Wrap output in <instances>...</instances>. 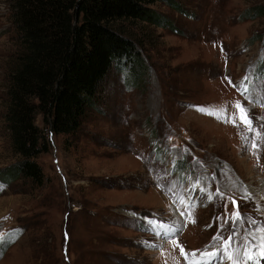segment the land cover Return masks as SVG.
<instances>
[{"label": "rangeland", "instance_id": "1", "mask_svg": "<svg viewBox=\"0 0 264 264\" xmlns=\"http://www.w3.org/2000/svg\"><path fill=\"white\" fill-rule=\"evenodd\" d=\"M260 4L157 2L171 24L133 26L150 36L142 78L112 68L74 133L46 128V150L36 157L41 185L0 174V264H188L181 248L199 260L229 236L232 250L249 241L257 248L264 238ZM10 15V0H0V170L18 157L3 117L17 48ZM237 102L253 131L239 120ZM225 113L235 124L218 118ZM36 122L44 127L40 115ZM237 210L243 222L233 224ZM210 264L232 261L222 254Z\"/></svg>", "mask_w": 264, "mask_h": 264}, {"label": "trees", "instance_id": "2", "mask_svg": "<svg viewBox=\"0 0 264 264\" xmlns=\"http://www.w3.org/2000/svg\"><path fill=\"white\" fill-rule=\"evenodd\" d=\"M159 1L174 2L10 0L17 48L7 69L3 117L18 157L0 170L3 179L41 185L44 172L36 157L46 150V128L74 133L112 68L142 78V48L150 36H138L133 26L170 25L154 6ZM259 10L264 14V4Z\"/></svg>", "mask_w": 264, "mask_h": 264}, {"label": "snow or ice", "instance_id": "3", "mask_svg": "<svg viewBox=\"0 0 264 264\" xmlns=\"http://www.w3.org/2000/svg\"><path fill=\"white\" fill-rule=\"evenodd\" d=\"M244 79H245V81L250 82L251 77L247 76ZM247 93H248V84L246 83L242 86V94H247ZM234 107L237 110V113L239 115V120L248 128L249 131H253L252 125H251V120L247 117V110L239 102H237L234 105ZM218 118H222L224 120V122H226V123L231 122V123L235 124V122H236V116L235 115L228 116L225 113L222 117L218 116ZM260 135H261L260 133H256L257 137H259ZM242 139L245 141H248L249 138L247 136H243ZM261 143H264V137L261 138ZM261 143H258L257 140L255 138H253L250 142L251 149L259 150V148L261 147ZM254 154H256L255 151H254ZM257 159H259V156H257ZM244 192H245L246 198L250 197V193H248L247 189H245ZM180 203H184L183 199L180 200ZM232 203L234 205H236L235 200H233ZM237 220H240L241 222H243L242 218L240 217L238 210L236 212H234L232 215L233 224H235V222ZM250 223H254V221H250ZM150 224L153 227L156 226L155 221H151ZM233 235H235V233H233ZM248 235H251V234L245 235V237H244L245 241H247ZM217 239H221V237H219V236L214 237V240H217ZM253 239H255V237H253ZM174 243H175V241H174ZM231 243H232V236H229L228 240L224 242L223 247L219 251L211 252V253H209L207 251L202 252L200 254L199 260L196 258L197 254L195 252H192L190 254L185 253L183 248H181V254L185 257V260L188 261V264H210V258L211 257H215L217 255H222V254H227V259L232 261V264H239V261H241V260H243L245 262H249V261L257 262L259 258H264V238L261 239V243L255 249H253L251 247L250 241L243 244V245H240L239 247H237L234 250L231 249ZM241 248L244 249L242 255L240 254ZM189 256H191V259H189Z\"/></svg>", "mask_w": 264, "mask_h": 264}, {"label": "bare ground", "instance_id": "4", "mask_svg": "<svg viewBox=\"0 0 264 264\" xmlns=\"http://www.w3.org/2000/svg\"><path fill=\"white\" fill-rule=\"evenodd\" d=\"M259 186V189L258 190H261L262 193H264V182H262L261 185H258ZM254 186L251 185V190H254ZM256 189V188H255ZM252 192V191H251ZM255 193V192H254ZM262 195V194H261ZM213 257L210 258V261L212 260ZM263 258H259L257 262H253V264H263Z\"/></svg>", "mask_w": 264, "mask_h": 264}]
</instances>
